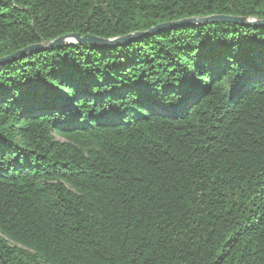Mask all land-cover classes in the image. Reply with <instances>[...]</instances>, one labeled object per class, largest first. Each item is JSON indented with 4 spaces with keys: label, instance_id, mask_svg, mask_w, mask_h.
Wrapping results in <instances>:
<instances>
[{
    "label": "trees",
    "instance_id": "1",
    "mask_svg": "<svg viewBox=\"0 0 264 264\" xmlns=\"http://www.w3.org/2000/svg\"><path fill=\"white\" fill-rule=\"evenodd\" d=\"M264 0H0V264H264Z\"/></svg>",
    "mask_w": 264,
    "mask_h": 264
},
{
    "label": "water",
    "instance_id": "2",
    "mask_svg": "<svg viewBox=\"0 0 264 264\" xmlns=\"http://www.w3.org/2000/svg\"><path fill=\"white\" fill-rule=\"evenodd\" d=\"M213 23H233L242 26H264V21H259L256 19H249V18H242V17H231V16H212L208 18H193L183 20L181 22L170 24V25H163L154 29L150 32V34L158 33L166 28L171 26L174 27H193L197 25H208ZM141 35L135 34L130 35L123 38H115V39H102L93 36H82L81 34H67L62 37H59L49 43H42L38 45L30 46L24 50H21L5 59L0 60V64H6L13 62L15 60L23 59L27 57L29 54H36L48 50H55L63 47H70L74 45H92V46H99V47H116L120 44L130 43L135 38Z\"/></svg>",
    "mask_w": 264,
    "mask_h": 264
}]
</instances>
